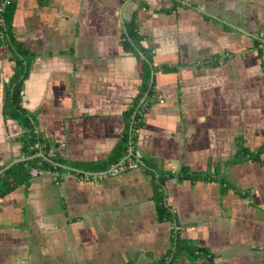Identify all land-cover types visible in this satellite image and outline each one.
I'll list each match as a JSON object with an SVG mask.
<instances>
[{
  "label": "crops",
  "instance_id": "crops-1",
  "mask_svg": "<svg viewBox=\"0 0 264 264\" xmlns=\"http://www.w3.org/2000/svg\"><path fill=\"white\" fill-rule=\"evenodd\" d=\"M134 15L163 101L150 100L138 131L146 164L96 180L87 174L114 165L123 113L141 92L121 43ZM13 24L39 54L24 106L67 165L0 198V264H159L177 238L208 257L174 264H264V154L229 167V189L168 177L173 220H159L154 196L161 174L212 170L239 138L251 152L264 143V0H18ZM8 57L0 47V175L29 157L24 129L2 111Z\"/></svg>",
  "mask_w": 264,
  "mask_h": 264
},
{
  "label": "trees",
  "instance_id": "trees-1",
  "mask_svg": "<svg viewBox=\"0 0 264 264\" xmlns=\"http://www.w3.org/2000/svg\"><path fill=\"white\" fill-rule=\"evenodd\" d=\"M18 0H10L5 4V0H0V47H5L9 53V60L14 62V72L9 78L4 88L3 96V115L5 118L16 120L24 129L21 136L22 150L26 156H35L42 153L43 156L33 157L30 160L21 161L0 175V198L15 190L18 186L28 184L30 181L31 170H63L66 162L61 159L54 150V145L49 143L37 130L36 116L24 106L23 91L25 80L31 73L32 66L39 54L26 42L20 40L14 32V16L17 9ZM122 46L127 52L132 53L138 62L141 73L142 87L141 92L135 97L132 104L124 111L123 117L125 127L119 142L114 147L108 157V164H118L129 158L130 151L136 149L138 131L144 127V114L151 101L157 100L155 80L152 76L155 67L153 65V54L143 45V36L138 32V24L134 15L126 25V32L122 36ZM157 69L163 72L175 71V67L162 65ZM147 94L146 102L141 103V98ZM239 148L236 154L227 161L217 163L212 170L194 172L189 167H182L178 173H168L159 175L155 186V199L158 203L159 220H173L174 215L165 201L164 185L168 177L177 176L179 179H191L192 181H219L225 189L232 187L229 182L226 170L246 161H259L264 154V143L255 151H250L238 139ZM41 145L40 148L36 144ZM143 164L145 161L141 160ZM109 169L108 165L97 168L95 172H103ZM189 254L192 257H208L206 251L196 246L186 239L177 238L175 249L164 255L159 264H174L176 259L182 254Z\"/></svg>",
  "mask_w": 264,
  "mask_h": 264
},
{
  "label": "built area",
  "instance_id": "built-area-1",
  "mask_svg": "<svg viewBox=\"0 0 264 264\" xmlns=\"http://www.w3.org/2000/svg\"><path fill=\"white\" fill-rule=\"evenodd\" d=\"M10 2V0H5V4H8ZM157 98L160 101H163V96L162 94H158ZM37 148H40L41 145L39 143L36 144ZM132 154L129 156V158L121 161L118 164H114L112 166V168L108 171V172H100V173H96V174H87V177L92 178V179H96V180H102L104 179L107 175H118L121 172H124L130 168H135L141 165V159H142V152L140 151V149L136 148L135 150L132 149ZM40 170H38L37 168H34L31 170V176H37L39 174Z\"/></svg>",
  "mask_w": 264,
  "mask_h": 264
},
{
  "label": "water",
  "instance_id": "water-1",
  "mask_svg": "<svg viewBox=\"0 0 264 264\" xmlns=\"http://www.w3.org/2000/svg\"><path fill=\"white\" fill-rule=\"evenodd\" d=\"M132 154V151H130V155ZM38 156H43V154H41V153H38L37 155H35V156H31V157H27V158H23V159H20V160H16L14 163H16V162H20L21 160H30L31 158H33V157H38ZM13 163V164H14ZM5 171V170H4ZM3 171V172H4Z\"/></svg>",
  "mask_w": 264,
  "mask_h": 264
}]
</instances>
